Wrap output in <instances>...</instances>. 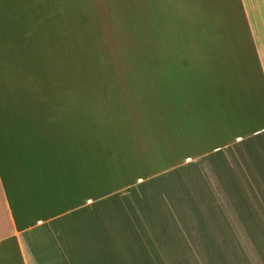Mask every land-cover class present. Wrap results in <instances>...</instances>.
Masks as SVG:
<instances>
[{
  "label": "crops",
  "instance_id": "1",
  "mask_svg": "<svg viewBox=\"0 0 264 264\" xmlns=\"http://www.w3.org/2000/svg\"><path fill=\"white\" fill-rule=\"evenodd\" d=\"M113 19L154 38L136 70L62 77L67 31ZM205 154L234 203L264 204V0H0V264H188L192 190L142 186ZM133 157L176 162L98 187Z\"/></svg>",
  "mask_w": 264,
  "mask_h": 264
},
{
  "label": "rangeland",
  "instance_id": "2",
  "mask_svg": "<svg viewBox=\"0 0 264 264\" xmlns=\"http://www.w3.org/2000/svg\"><path fill=\"white\" fill-rule=\"evenodd\" d=\"M93 23L96 31H91V40L74 36V31H67L63 60L66 67L60 70V75L66 80H89L117 77L124 73L128 76L136 70L138 45H152L153 36L140 40L136 22H130V28L128 26L127 29L128 22L115 19ZM174 138L176 139L175 134ZM206 149L205 144L177 143L178 153L185 151L191 156L203 153ZM216 156L218 155L205 154L188 164L168 168L162 174L151 177L148 185L142 186L192 190V197L189 195L188 199L192 200L195 221L188 231H179V239L182 241L179 255H182L188 264H234L233 256H236V263L243 264L242 257L248 258L250 252L264 251V245H259L264 240L263 201L261 203V200L256 198L255 204L247 197L243 202L246 205L234 203L233 199L228 197L229 193L221 179L229 170L225 165H217ZM132 159L133 164L130 163L127 169L125 165L114 164L115 167L124 168L121 172L123 176H115L118 175L115 173L113 183L99 184L98 187L121 186L131 181L135 175L146 176L156 169L176 162L173 159H164L154 166L135 163V157ZM255 196L259 197L258 194ZM202 210L204 213L209 212V226L204 229L201 222ZM251 242L255 244L251 245Z\"/></svg>",
  "mask_w": 264,
  "mask_h": 264
}]
</instances>
